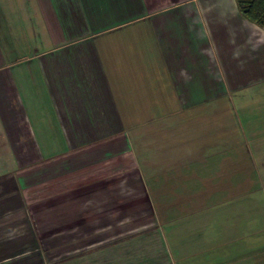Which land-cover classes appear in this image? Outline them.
<instances>
[{
	"label": "crops",
	"instance_id": "crops-1",
	"mask_svg": "<svg viewBox=\"0 0 264 264\" xmlns=\"http://www.w3.org/2000/svg\"><path fill=\"white\" fill-rule=\"evenodd\" d=\"M261 52L235 0H0V264H264V121L217 105Z\"/></svg>",
	"mask_w": 264,
	"mask_h": 264
},
{
	"label": "rangeland",
	"instance_id": "rangeland-1",
	"mask_svg": "<svg viewBox=\"0 0 264 264\" xmlns=\"http://www.w3.org/2000/svg\"><path fill=\"white\" fill-rule=\"evenodd\" d=\"M264 59V53L261 52L258 60L262 61ZM255 87H258L260 92H264V83L262 84H256ZM253 85H247L242 91L245 94V96L241 97L240 91L231 92L227 95V97L223 98V100L218 102V107H225L226 113L225 117L227 120V129L226 134H229V140L232 139L233 141V147L236 149V144H238V141L241 139L245 142H251L250 145H252V142H254L255 137L257 133H253L252 131V125L255 121L258 119L260 121H264V115H259L258 113H264L263 110H259L260 112H257L256 107L254 105V101L250 97V92L253 90ZM196 114H200L198 112V109L196 110ZM255 120V121H254ZM237 126L242 127V133L239 135V132L237 131ZM232 133L234 136L231 138ZM259 140H263L264 137H259ZM249 140V141H248ZM249 145V144H248ZM231 150V148H230Z\"/></svg>",
	"mask_w": 264,
	"mask_h": 264
},
{
	"label": "trees",
	"instance_id": "trees-1",
	"mask_svg": "<svg viewBox=\"0 0 264 264\" xmlns=\"http://www.w3.org/2000/svg\"><path fill=\"white\" fill-rule=\"evenodd\" d=\"M239 13L250 23L264 29V0H235Z\"/></svg>",
	"mask_w": 264,
	"mask_h": 264
}]
</instances>
